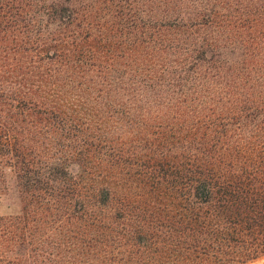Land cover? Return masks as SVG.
<instances>
[{
  "label": "rangeland",
  "instance_id": "obj_1",
  "mask_svg": "<svg viewBox=\"0 0 264 264\" xmlns=\"http://www.w3.org/2000/svg\"><path fill=\"white\" fill-rule=\"evenodd\" d=\"M4 1L13 19L0 16V148L34 160L30 184L60 201L72 178L98 184L101 170L116 172L108 162L116 154L152 164L165 152L169 165L194 152L205 162L240 137L264 138V0ZM27 52L51 58L30 65ZM22 91L37 105L14 108L7 95ZM238 119L237 128L214 124ZM34 192L23 190L15 155H2L0 215H18L37 197L32 207L47 215V232L55 228L33 238L37 259L138 263L139 253L108 230H81L79 217L57 220L60 204ZM239 264H264V254Z\"/></svg>",
  "mask_w": 264,
  "mask_h": 264
},
{
  "label": "trees",
  "instance_id": "obj_2",
  "mask_svg": "<svg viewBox=\"0 0 264 264\" xmlns=\"http://www.w3.org/2000/svg\"><path fill=\"white\" fill-rule=\"evenodd\" d=\"M5 6L6 2L0 1V16L7 18L5 22L12 21L13 16ZM11 26L7 24L1 29ZM40 55L28 53L26 62L32 65L51 58L47 53ZM7 96L14 108L38 103L28 91ZM45 109L41 106L38 112ZM240 123L238 119L214 124L237 128ZM40 124H44L42 120L34 122V125ZM4 144L0 139V146ZM9 151L0 148V157L15 155L25 193L33 195L36 189L47 192L29 182L27 171L36 162H26L17 148H14L15 154ZM220 153L218 160L205 162L199 161L194 152L180 157L174 155L169 165L165 163L168 159L165 152L161 160L152 164L123 161L116 154L108 161L109 167L119 168L113 174L101 170L103 179L98 184L86 182L79 175L71 179L74 188L70 196L61 195L64 200L49 192L48 196L39 197L55 201L52 205L55 209L60 204L63 211L57 220L79 217L81 230L89 225L96 227L100 234L108 230L118 245L139 253L141 258L137 264H239L264 254V138L242 140L240 137L234 150L222 149ZM122 173L128 177L124 174L126 180L118 183L117 178H124L118 176ZM34 201L38 198L29 200L18 215H0V264H53L44 253L38 254L40 259L34 253L35 235L41 239L40 236L55 230L52 226L46 231L47 215L38 214L32 207ZM123 237L130 239L120 243ZM118 248L114 246L112 251H120ZM101 251L104 258L108 250ZM115 261L108 264H117ZM68 262L78 263L74 259Z\"/></svg>",
  "mask_w": 264,
  "mask_h": 264
}]
</instances>
